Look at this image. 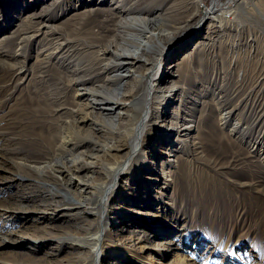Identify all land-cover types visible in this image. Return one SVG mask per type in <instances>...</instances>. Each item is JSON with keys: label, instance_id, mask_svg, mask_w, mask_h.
I'll list each match as a JSON object with an SVG mask.
<instances>
[{"label": "rangeland", "instance_id": "rangeland-1", "mask_svg": "<svg viewBox=\"0 0 264 264\" xmlns=\"http://www.w3.org/2000/svg\"><path fill=\"white\" fill-rule=\"evenodd\" d=\"M53 1L16 0L6 9L7 14L19 10L18 17L10 25L5 22L0 24V41L7 39L1 50L4 56H0V131L6 132L0 135V264L91 263L98 258V254L94 252L96 244L86 238L93 234L95 236L97 232L103 235L105 252L100 245V260L95 264H264V178L252 176L243 166V158L248 157L247 151L237 160L225 155L227 144L218 141L214 127L213 138H205L203 142L198 139L208 127L206 123L211 122L209 117L217 116L219 121L220 115L231 112L230 123L225 125V120H221V126L217 124L218 128L223 127L225 132L236 138L239 133L231 132L234 124L238 123L244 131H248V126L252 125L251 135L256 143L249 141L248 137L244 145L237 142L233 148L250 150V159L260 163L264 169V0H215L214 10L211 8L214 0H187L191 2L190 12L196 11L198 14L189 24L190 30H199L187 43L184 41L187 32L183 28L179 31L178 39L173 42L166 40L161 57L145 66L153 70L147 74L144 85H148L155 77L163 79L168 73L169 81L162 86L180 82L181 95L185 92L184 80L189 77V73L199 77L198 71L203 65H208L214 71L209 59H216L215 73L211 71L209 77L210 80L215 75L217 77L215 90L207 91L202 98L196 99L199 104L194 117L187 112L182 114L186 119H197L207 112L206 123L200 126L193 124L195 127L188 136H170L166 129L168 124L166 126L164 121H156L151 115L157 106L153 104L149 111L145 109L142 113V121L145 122L139 129L140 140L132 150L133 124H130V117L115 116L117 111H127L121 105L112 113L117 118L112 133L117 131L114 137L112 134V138L120 144L116 160L97 150V143L110 142V134L97 133L92 128L91 123L95 119L92 118L83 128H76L75 124L71 126L78 134H90L91 139L81 142L69 140L63 144V155L69 162L80 157V166L84 164L83 160L94 163V166L68 170L60 167V170L53 169L46 175L33 170V176L23 178L19 174L21 170L9 161L5 162L4 157L15 155V159H20L25 155V152L20 151L13 153L20 143L15 133L8 129V124L27 122L22 110L10 107L14 99L9 103L4 101L11 90L17 89V95L27 88L29 77L38 62L41 59L49 61L48 57L55 50L49 47L55 45L60 33L45 25H67L72 13L85 7L74 1L70 6L74 4L76 8L52 19L54 13H59L56 8L58 5H55L57 2ZM9 2L0 0V5ZM188 13L184 9L179 16ZM21 24H26L23 27L25 29L16 34L15 29ZM59 37H62L60 42L64 40L63 36ZM22 39L26 42H21ZM200 44L203 48L191 55L186 61L187 65L180 71L181 65L178 63L190 54L194 46ZM23 45L28 52L18 54ZM223 45L228 49L230 47L231 52L238 45L230 63L222 59L228 55L225 49H221ZM242 52L262 62L255 69V74L253 72L254 99L244 95L234 98L237 96L236 90L243 84H235L233 80H230L233 93L221 88L227 82L224 71L228 65L232 69L235 58ZM7 53L15 54L10 58L6 56ZM7 63L15 65L14 70H10ZM66 68L74 70L75 66L70 63L66 64ZM46 69H37V74ZM11 79L18 84L16 88ZM101 82L102 78H94L87 84L95 87ZM197 84L201 89L209 85L203 79ZM81 87V84L75 85L73 93ZM131 89L127 87L126 91ZM154 93L155 88H152L148 96ZM75 97L72 103L55 113L56 117H61L63 125L75 118L71 109L75 108L77 100L87 101L93 96L84 94ZM191 97L196 96L192 93ZM210 100L214 101L210 105L212 110L207 107L201 111L199 108H203ZM130 101L125 100V104ZM181 107L176 102L166 109V113L179 112ZM147 113L150 114L149 122L145 120ZM185 138L195 140L197 144L189 142L186 146ZM5 139H11L10 148L13 152L10 148H2L1 141ZM178 157L187 158L196 167H202L206 176L211 175V167L218 170L221 175L219 187H206L204 191L194 184V180H186V173L193 172L195 166H186L185 170L179 168L181 163ZM117 166L120 168L113 171ZM15 177L18 181L13 183ZM43 179L56 188L58 196L47 195L35 187L34 184H44L40 183ZM105 181L108 187L102 210L91 214L88 207L93 205V198L99 194V187ZM26 183L33 184V187ZM76 197L81 199L80 204L72 207L69 202Z\"/></svg>", "mask_w": 264, "mask_h": 264}, {"label": "bare ground", "instance_id": "bare-ground-1", "mask_svg": "<svg viewBox=\"0 0 264 264\" xmlns=\"http://www.w3.org/2000/svg\"><path fill=\"white\" fill-rule=\"evenodd\" d=\"M15 1L16 0H10L9 3L0 5V24L5 22L10 25L18 17L19 10L7 14L8 10L6 9ZM74 1L80 2L81 6L85 7H81L82 9L78 8V10L75 9L76 11L73 12L74 14L72 13L70 17L72 19L67 25H45L55 30L57 33H60L59 36H63L64 40L60 42L59 40L62 37L60 38L57 36L58 39L55 45L49 47L50 49H55L48 57L49 61L41 59L38 62L35 70L29 77L28 87L21 90L17 95V89L11 90L7 94L9 97L4 101V103H9L14 99L15 101L10 107L22 110L27 122V124H8V129H11V132L15 133V138H18L20 143L16 148L13 146L14 152L10 148L11 139L1 141L3 149L10 148L13 153L19 151L20 153L25 152V155L20 159H15L17 158L15 155H13L14 158L4 157L5 162L9 161L13 166L21 170L19 174L23 178L28 175L33 176V170L40 171L42 175H46L53 169L57 168V170H60V167L68 170L70 168L80 169L85 166H94L95 164H91L88 160H83L84 164L80 166V157L69 162L63 155V144L69 142V140L73 139L76 142H81L82 140L91 139L90 134H78L71 126L75 124L76 128H83L85 124H89L87 122H90L92 118H95L91 123L93 124L92 128L97 133H103L104 135L110 134V142L104 144L97 143V150L102 152V155L116 160L117 150L120 144L112 138V134L114 137L117 131L115 130L112 133L117 119L113 117L112 113L116 112L115 109L119 108L121 105L125 106L127 111H117V115L115 114V116L119 118L125 115L130 117L128 118L130 124H133L131 137V141L133 142L130 145V149L132 150L136 148V144L140 140L139 129L145 122L142 121V113L145 109L149 111V108L153 104H157V106L151 115L156 121L161 123L164 121L166 126L168 124L169 127L167 126L166 129L169 131L170 136H172V134L188 136L189 132L195 127L193 124L200 126L206 123L208 117L207 112L203 113L204 115L197 119H186L182 114L187 112V114L194 117L199 104L196 99L198 97L202 98L207 91L215 90L217 77L215 75L211 80L209 77L212 75L211 71L215 73L216 59H209V62L213 65L214 71L209 69L208 65H203L204 67L198 71L200 79L189 73V77L184 80L186 85L184 94L180 95L179 93L182 86L180 82L174 85L162 86V84L169 81L167 77L168 73L163 79L155 77L151 79L148 85H144L147 74L153 70L152 67L145 66L155 63L161 57L165 49L166 40L173 42L175 39H178L179 31L184 28L187 32L184 36V41L190 43L192 36L199 30L198 28L190 30L191 25L189 26V24L198 15L196 11L190 12L192 7L189 5L191 3L190 1L54 0L53 3L57 2L55 5H58L56 8L59 10V13H54L51 18L57 19L59 14L63 16L68 10L76 8L74 4L70 6V3ZM170 1H172L171 4H169ZM216 3L217 1L211 6L213 10ZM22 4L24 5V3ZM184 9L189 13L184 16H179ZM70 18L68 17V19ZM24 25L26 24L20 27L17 26L19 28H14L16 34L21 33V31L25 29L23 28ZM5 29L6 28L3 30ZM17 30L19 31L17 32ZM6 42L7 39L6 41H0L1 57L3 55L1 50ZM21 42L26 41L22 39ZM195 43H193V45H196ZM236 47H238V45ZM202 48L201 44L196 47L194 46L190 54L188 53L185 59L178 63L181 65L179 70H183L187 65V59ZM235 48L233 49L234 51L231 52L230 47L228 49L225 45L221 46V49H225L228 54L222 57V59L229 60L230 63ZM19 49L22 51L18 54L23 55L28 52L24 45ZM204 49H206V46ZM62 50V54L59 55ZM14 54L7 53L6 56L12 58ZM238 54H240V56L235 58V65L232 66V69L228 65V69L224 71L229 81L226 78L225 81L227 82L224 83L221 88L228 89L233 93V83L231 82L233 80L235 84H243L236 90L237 96L234 98L244 95L252 96L254 99L256 93H254L255 77L253 72L255 74V69L264 61L255 60L252 55H247V53L242 52ZM45 62H48V64ZM44 63L46 65H43ZM70 63L74 64V70L66 68V64ZM7 66L10 70H14L16 67L11 63H7ZM42 67L47 69L37 74V69ZM239 72H242V74ZM104 74L107 75L104 77ZM94 78H102L103 82L95 87L88 85L87 83L91 82ZM87 79L88 81L86 82ZM202 79L207 80L209 84L205 86L204 89L198 88L197 86V83ZM10 81L14 83L13 87L16 88L18 84L12 79ZM77 84H81L83 87L73 93V87ZM144 86L145 88H143ZM127 87H132L133 89L126 91ZM152 88H155V93L152 96H148ZM6 92L4 94H6ZM192 93L195 94V98L191 97ZM84 94H89L93 97H90L91 99H87V101L77 100L75 108L71 109V111L75 113V118L66 122L65 125L61 124V117H56L55 113L64 109L66 104L72 103L76 98L75 96ZM70 96L72 97V101L70 100ZM128 99H131V101L126 105L125 100ZM176 102H179L182 106L181 110L179 112L176 111L167 114L166 109ZM213 104L214 101L210 100L206 105L204 104L203 108L199 109L203 111L209 107L212 110L211 106ZM254 110L255 109H253L252 112H254ZM230 113L231 112L226 113L225 116L220 115L219 121L217 116L216 118L209 117L211 122L206 123L208 127L204 129L201 134L200 132L198 133L200 134L198 136L199 141L203 142L205 138H213L215 135L214 127L218 136V141L227 144V152L225 151V155L230 157V159L237 160L238 157H241V155L247 151L248 157L243 158V166L248 169V173L252 176H262L264 178V169L261 168L262 165L260 163L250 159L252 157L250 150L245 148L243 150L233 148V145L237 142L244 145L245 142L248 141V137L249 141L253 140L254 143H256V139L251 135L253 129L252 125L248 126V131H244L240 128L238 123L234 124L231 132L239 133V136L236 138L231 137L229 132H225L223 127L218 128L217 124L221 126V120H225V125L230 123V117L232 116ZM95 115H97V117ZM250 118H248V120H250ZM149 119L150 114L147 113L145 117L146 122H149ZM117 128L119 129V127ZM136 129L138 130L136 131ZM5 133V131L2 133L0 131V135ZM183 140L186 146L189 142L197 144L195 140H190L189 138ZM25 146L26 148H24ZM239 147L242 148L243 146ZM189 152L190 151L187 153L188 155ZM89 156L93 157L95 155ZM178 162L179 164L181 163L179 168L183 170H185L186 166H195V163L192 164L191 160L183 157H178ZM38 164L40 165L38 166ZM119 168L120 166H117L113 171ZM64 169H61V171H64ZM210 174L211 175L206 176L202 167L195 166L194 171L186 173L185 178L186 180H194V184L199 185L201 189L206 191V187L218 188L220 184V172L211 167ZM10 178L11 177H8L7 179ZM39 179H41V177H39ZM17 181L18 179L16 177L12 179L13 183ZM42 182L44 183L41 185L42 188L38 184H34L35 187L42 189L47 195L53 197L59 195L56 188L46 179H43L40 183ZM26 185L33 187V184L26 183ZM107 187L108 184L106 181L99 187V194L94 196L93 205L88 207L91 214H97L102 210V201ZM80 201L81 199L76 197L69 203L72 207H76L80 204ZM93 235L86 239L96 244L94 252L96 251L98 258L91 261L92 264H95L100 260V245L103 246V250L105 247L103 245L102 233L97 232L95 236ZM101 241L102 243L100 244L99 242ZM85 242H83L84 245H86ZM103 252H105V250ZM91 263L83 262L81 264Z\"/></svg>", "mask_w": 264, "mask_h": 264}]
</instances>
